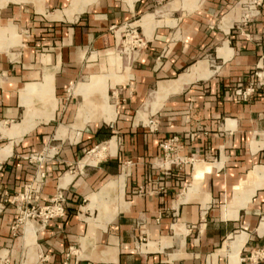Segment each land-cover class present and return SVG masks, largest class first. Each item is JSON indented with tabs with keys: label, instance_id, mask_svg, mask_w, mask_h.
Listing matches in <instances>:
<instances>
[{
	"label": "crops",
	"instance_id": "obj_1",
	"mask_svg": "<svg viewBox=\"0 0 264 264\" xmlns=\"http://www.w3.org/2000/svg\"><path fill=\"white\" fill-rule=\"evenodd\" d=\"M132 23L144 43L121 62ZM263 64L264 0H0V264H249ZM116 86L110 122L78 118ZM27 185L42 206L61 191L64 215L16 228Z\"/></svg>",
	"mask_w": 264,
	"mask_h": 264
},
{
	"label": "built area",
	"instance_id": "obj_2",
	"mask_svg": "<svg viewBox=\"0 0 264 264\" xmlns=\"http://www.w3.org/2000/svg\"><path fill=\"white\" fill-rule=\"evenodd\" d=\"M136 42H139L140 45H142L143 38H137ZM264 65V64H263ZM264 69V68H263ZM262 70V68H260ZM256 77L258 78L259 85L264 84V75H262V71L256 72ZM255 90V87L253 84H251L248 88L244 89V91L240 92L238 90L239 94H242L243 96L250 95ZM149 123L155 124L154 120L150 119ZM173 139H170L168 141H164L161 143L162 148L167 153L172 149L171 141ZM38 190L36 188H33L32 185H27L22 192H20L17 196H14L11 202L16 204L17 209H21L24 203L31 204L30 209L35 210L37 204V200L39 198ZM2 195L0 194V205L2 203ZM64 197L61 193V191L57 192V194L54 196V198L47 204L40 206V213L43 215V218L41 219V223L45 224L49 219L57 216H63L64 215V207H63ZM250 263L249 264H257L258 262L264 261V247L256 248L251 252L250 255Z\"/></svg>",
	"mask_w": 264,
	"mask_h": 264
},
{
	"label": "rangeland",
	"instance_id": "obj_3",
	"mask_svg": "<svg viewBox=\"0 0 264 264\" xmlns=\"http://www.w3.org/2000/svg\"><path fill=\"white\" fill-rule=\"evenodd\" d=\"M250 1V0H249ZM8 37V36H6ZM142 38V35L140 33V27L138 26L137 23H132L123 26L119 32H118V44L115 48V54L116 56L120 57L121 62L127 61V60H132L136 56V52L139 47L142 45L139 44V42H136L137 38ZM6 39V38H5ZM12 40V41H11ZM8 42H17V37L16 38H8ZM8 45H11L8 43ZM116 87H111L109 88V96H108V102L112 105L115 102L117 105L118 98L116 96ZM110 100V101H109ZM113 103H112V102ZM152 120L155 122V118L153 117ZM111 120L107 121L110 122ZM149 126L152 128L155 126L154 124L149 123ZM7 139L0 137V144L6 143ZM93 155L92 153L89 155L91 157ZM40 157H43L41 155ZM91 160V158H90ZM3 203V202H2ZM31 204L24 203L21 209H17V217H16V222L15 225H17L16 228H23L25 226V223L27 221H35L41 223V219L43 218V215L40 213V206L42 205H36L35 210L30 209ZM30 238H28L29 240Z\"/></svg>",
	"mask_w": 264,
	"mask_h": 264
},
{
	"label": "bare ground",
	"instance_id": "obj_4",
	"mask_svg": "<svg viewBox=\"0 0 264 264\" xmlns=\"http://www.w3.org/2000/svg\"><path fill=\"white\" fill-rule=\"evenodd\" d=\"M162 84L163 85L166 84V86L167 85H170V87H171L173 85H176L177 83H175V82L174 83H160L159 86L165 88L166 86H163ZM105 93H103V92L100 93L99 92V98L96 101H93V102L90 101V100L83 99L82 102L80 103L79 108H78V111H77L78 118L80 120H82V121H84L86 119H93L94 117L91 118L92 117L91 115H94L97 111H99V113H101V114H99L98 117H102V119L104 121H106V122L109 121V120H112L114 118V115H115L114 114L115 113V107H114V105L110 104L107 101L106 94ZM157 98H158V93L157 92H151L150 93V97H149L148 100H149V102H152L153 103V102H155L157 100ZM43 104H47V102H43ZM25 105H27V104H25ZM27 106L29 108V111L32 110L33 108L34 109L36 108V106H34V105H30L29 106V104H28ZM30 116H31V113L30 112H26L24 114V118H23V123L24 124H27L28 123V120H29ZM18 126L19 125H14L12 129H15L16 130L18 128ZM32 126L33 125H30V124L28 126L26 125V127H23L24 129L21 132H25V131L29 130ZM94 150H96V148L91 151L92 154L95 153ZM100 151L101 150H99V156H101L100 155L101 154ZM26 225L27 226L28 225H34V222L29 220V221H27L25 223V226Z\"/></svg>",
	"mask_w": 264,
	"mask_h": 264
}]
</instances>
